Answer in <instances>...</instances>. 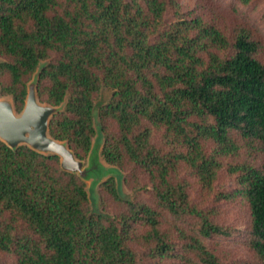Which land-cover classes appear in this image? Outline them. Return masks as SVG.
I'll return each mask as SVG.
<instances>
[{
	"label": "trees",
	"instance_id": "1",
	"mask_svg": "<svg viewBox=\"0 0 264 264\" xmlns=\"http://www.w3.org/2000/svg\"><path fill=\"white\" fill-rule=\"evenodd\" d=\"M170 14L172 21H165ZM263 46L240 27L232 36L182 10L176 0H0L2 94L21 112L27 83L39 69L42 101L64 113L51 119L50 135L68 141L79 158L92 149L95 96L102 82L113 89L101 110L114 120L103 155L109 164L126 158L155 183L158 207L175 218L200 219L198 233L181 246L162 230L161 213L125 203L117 219L91 213L80 178L60 169L59 157L0 141V256L14 264H141L170 257L180 264H221L203 239L230 236L213 211L194 206L184 183L173 177L179 162L211 188L221 168L219 155L235 154L232 134L264 156ZM51 57L48 66L41 62ZM163 131L165 147L152 136ZM204 141L217 145L208 155ZM100 165L96 180L104 177ZM250 209V248L264 264V162L231 168ZM106 190L122 201L113 179ZM137 245L145 248L144 252Z\"/></svg>",
	"mask_w": 264,
	"mask_h": 264
},
{
	"label": "rangeland",
	"instance_id": "2",
	"mask_svg": "<svg viewBox=\"0 0 264 264\" xmlns=\"http://www.w3.org/2000/svg\"><path fill=\"white\" fill-rule=\"evenodd\" d=\"M182 7V10L191 16H200L208 23L216 25L226 35L232 36L234 30L243 27L250 30L254 38L263 46L258 58L264 63V0H176ZM172 16L168 14L165 21H172ZM4 57L0 56V64L6 62ZM54 61L51 57L41 62L42 66H48ZM40 69L32 75L27 83V95L31 85L35 84L38 102L44 106H52L42 101L39 92V74ZM2 77V76H1ZM0 77V78H1ZM6 81V77L1 78ZM113 89L104 82L100 91L96 94L94 104V129L95 136L92 139V149L83 158L76 155L68 141H64L69 149L74 153L77 160L82 161L84 168H89L93 163L104 167L106 172L104 177L97 181L95 178L83 179L77 175L85 185V190L89 197V208L91 213L102 214L112 219L122 213L125 203L146 204L149 207L159 210L161 213L162 230L170 234L172 240L181 246V239L184 235L193 236L198 233L200 219L192 216H182L175 218L172 215L163 212L158 207L155 198V183L145 171L138 165L131 163L128 159L123 160L122 165L109 164L103 150L108 138L118 133V124L114 120L104 121L101 117V110L108 105L113 97ZM27 99V97H26ZM69 95L60 106H54L56 115L64 113L67 107ZM0 101H9L17 113L15 101L12 96L2 94L0 84ZM26 102V100H25ZM25 106V105H24ZM163 131L153 133L152 141L157 147H165V139L162 136ZM233 140L239 147L235 154L219 155L221 168L218 176L211 188L204 186L199 180L194 169L185 162H179L173 171V177L186 185L187 192L190 195V201L203 211H213L215 222L231 231L230 236H213L209 239H203L204 244L217 257L221 264H260L254 256L249 240V225L251 220L248 203L241 195H235L228 200H219L220 195L232 194L238 188L236 174L231 173V168L240 164H250L261 166L264 162V156L258 150L255 144L242 139L238 133H233ZM52 137V136H51ZM203 149L208 155L217 153V145L212 141H204ZM27 147V146H26ZM51 155V154H45ZM59 166L62 171V158L59 157ZM68 172V171H65ZM71 173V172H69ZM113 179L116 190L122 201L115 199L105 188V183ZM146 248V247H145ZM145 248L137 245V249L142 253ZM198 263L195 254L188 255ZM15 259L10 255H1L0 264H14ZM182 259L167 257L162 261L145 260L141 264H180Z\"/></svg>",
	"mask_w": 264,
	"mask_h": 264
},
{
	"label": "water",
	"instance_id": "3",
	"mask_svg": "<svg viewBox=\"0 0 264 264\" xmlns=\"http://www.w3.org/2000/svg\"><path fill=\"white\" fill-rule=\"evenodd\" d=\"M56 111L54 106L38 102L35 84L30 86L20 113L9 101H0V141L11 149L27 146L44 155H56L62 158L61 165L65 171L78 173L83 179H96V175L100 174V165L93 163L83 169L84 164L76 159L69 147L51 137L49 125Z\"/></svg>",
	"mask_w": 264,
	"mask_h": 264
}]
</instances>
